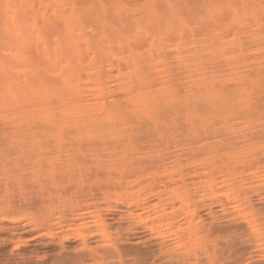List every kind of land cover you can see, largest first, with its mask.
<instances>
[{
  "label": "bare ground",
  "instance_id": "1",
  "mask_svg": "<svg viewBox=\"0 0 264 264\" xmlns=\"http://www.w3.org/2000/svg\"><path fill=\"white\" fill-rule=\"evenodd\" d=\"M139 1H134L136 5L133 3L132 7L139 8ZM95 2L0 0V125L8 128L0 130V139L44 140L51 137L49 139L54 140L53 137L66 136L69 140L89 141L88 144L85 142L87 146L92 141L99 144L94 149L90 144L88 148L92 151L87 150L98 155L100 152L111 153L107 147L111 145L109 143L114 146L135 135L138 142L150 136L155 140L154 136H165V142L170 143L176 140L172 135L174 132L181 133L185 139L182 141L187 139L186 144L189 143L186 149L190 152L185 151L190 157L187 158V153L182 150L186 158L181 165L183 156L179 153L183 152L178 149L180 159L177 152H173L177 155L171 154L174 159H179L173 164L177 165L174 169L167 165L164 168L160 163V169L164 168L162 171L145 170L142 166L137 168L135 160L132 165L137 169L131 163L127 164L134 168L128 169L132 172L120 166L126 171H119V164L115 167L118 172H114L113 162L104 168L101 165V171H107L105 167L109 165V170L113 168L108 183L115 191L110 195L114 202L109 201L126 206L124 213L138 219L143 227L142 232L131 230L130 236L138 238L142 233H149L153 240L150 242L153 255L155 251L161 254L172 250L171 253H175L179 249L180 255L177 253L174 257H177L176 264H192L190 261L195 260L197 252L206 248L207 239L213 237L211 231L216 232L218 227L217 224L215 228V224L211 226L212 220L206 225L200 223L207 215L212 219V211L220 206L215 212L236 213L255 238L256 247L264 249V227L242 209L241 204L249 205L248 197L239 199L238 188H231V134L224 131H231V110L242 102L246 90L264 92V0H149L145 10L140 9L144 11L143 18L142 12L140 17L130 13V9L134 11L131 0H115L107 3L110 7ZM101 17L107 18L105 22H100ZM221 63H225L226 69L221 70ZM172 67L174 71L178 70L179 77ZM110 88L119 90L122 95L119 93L118 101L109 99L115 103L107 105L103 101L104 91H110ZM86 92L93 93L90 94L92 97L86 98L90 97L84 96L88 95ZM223 134L229 138H224ZM158 142L157 147L162 141ZM167 146L171 149V145ZM151 149V153L155 151ZM125 151L128 156L131 147ZM141 156L138 164L147 160L146 155L143 159ZM110 157L107 160L116 159ZM150 161L148 159L145 166L147 162L152 166L157 164ZM256 179L264 183V175ZM104 190L105 197L108 192ZM207 202V214L202 219L198 211L201 207L196 204L206 205ZM212 205L217 208L212 210ZM131 206L134 212L128 211ZM95 208L88 213L80 212L79 218L86 220L84 215L87 214V222L92 226L88 225L101 237L100 241L105 243L103 247L110 249L115 243L117 248L121 239L118 243L113 239L112 243L116 235L113 233L115 236L111 238L112 234L106 228L107 214L104 219V214L93 215L94 210L97 212ZM115 210L108 209L110 213ZM143 216L145 218L141 219ZM82 223L79 224L82 226ZM88 225L85 226L88 228ZM76 226L79 228L78 224ZM207 226L212 230L209 227L201 230ZM70 227L63 232L71 230ZM131 244L127 242V245ZM116 250L111 253L112 261L108 259L110 264H119L114 255ZM122 251L119 253H125ZM120 254L121 258L126 255ZM113 255L117 257L115 261ZM180 258L182 262H179ZM97 262L101 264V261Z\"/></svg>",
  "mask_w": 264,
  "mask_h": 264
},
{
  "label": "rangeland",
  "instance_id": "2",
  "mask_svg": "<svg viewBox=\"0 0 264 264\" xmlns=\"http://www.w3.org/2000/svg\"><path fill=\"white\" fill-rule=\"evenodd\" d=\"M41 1H46V0H41ZM70 1L73 3L76 2L77 0L76 1L70 0ZM78 1L82 2V0H78ZM92 1L93 2L96 1L95 2L96 4L97 2L98 3L102 2L100 3L101 5H104L105 3V5H107L108 7H110L111 5L109 6L107 3L110 4L115 2V0H109L110 2L108 0H104L107 2H104L103 0H92ZM131 1H132L131 3V7H132V4L134 3V5H136L135 2L139 0L137 1L131 0ZM140 1H139L140 3L137 4L139 8L135 6L138 11L134 7L132 8L134 9V11L136 10L135 12L132 9H130V13H132L133 15L136 14V17H140L142 15L141 12L143 13L144 11L143 10L141 11L140 9L145 10L149 2V0L147 1L143 0V3L142 0ZM105 17H101L100 22L102 23L103 21L105 22V20L107 19ZM143 17H145L144 13L141 16V18ZM220 68L221 70L226 69L225 63H221ZM177 71H174L173 69L175 75ZM178 74L179 73H177L176 75L177 77H179ZM164 76H166V74H164ZM110 89H111L110 91L109 90L104 91L103 101L107 105L110 104L112 105V102L115 103L114 101H118V99H120V96L122 95L121 92H119V90H112V88ZM111 92L114 93V95ZM86 93H88V95L87 94L84 95L85 97L90 96L86 98H91L92 97L91 95H93V93H89V92ZM109 99L112 100L114 99V101ZM242 102L238 106H233V109L231 110V131L228 132L229 130L228 131L224 130L229 135L231 134L230 135L231 136L230 137L231 138V185H232L231 188H235V189L238 188L239 199L242 200L244 197L245 198L248 197L249 205L247 204V206H245L241 204L243 207L242 208L243 212L250 214L251 216L253 215L254 216L253 218L257 219L259 223L262 224V227H264V206L262 205V202H264V183L256 179L260 175H264V92L260 93L259 91L254 92L252 90H246V92L243 94ZM247 114L249 116H247ZM1 129L8 130L6 126L0 125V130ZM174 133L175 134L172 135L175 136L176 140L175 138H173L172 135H170L171 136L170 138L175 140L173 141L172 139H170L173 142V143L170 142L171 144L165 142L166 141L165 136L158 138L154 136L156 140L154 138H151L153 136L147 138L145 136L144 137L146 138L145 141L149 140L151 144L149 142L146 143L144 139L138 142L139 140L138 141L136 140L138 139L137 135L131 137L129 141H121L122 143L119 142L121 145L119 143L118 144L116 143L114 145L115 147L113 146V143H109L111 145H107V147L109 148V150L111 149L110 150L111 153L114 152L112 153L113 155H111V153L107 154V152L106 153L102 152L103 154L100 152L101 155L100 153L97 155V153L94 151H93L94 154L96 153L95 155L93 154V152L89 153L87 152V150L92 151L91 148L93 147L94 149L95 148L94 146L97 145L96 147H98L99 144L97 143L94 144V142L92 141V143L90 142L91 145L89 144L91 148H88L89 145L88 146L86 145L87 141L84 140L83 143L81 142V140L80 141L78 140L75 141V139L72 140L73 138L72 139L70 138L71 140H69L68 139L69 137L67 139L65 138L66 136H60L61 137L60 139L59 137H53L54 140L49 139L51 137L44 138L45 141L42 139H37L38 141L36 139L27 140L26 137H24L25 139L21 138L17 140L8 139V138L0 139V264H92V263L99 264V262L97 261H101V264L106 263V261H109V263L108 262L107 263L110 264V262L112 261L111 253L120 246H122V248H118L119 252L123 250L126 253V255L124 256L123 254L125 253L120 254L116 250L117 255L116 254L114 255L117 256L118 258L114 257L113 255L114 257L113 261H115L114 259L117 258L119 264H152V261L153 264L154 263L176 264L177 257L176 258L174 257L179 251L178 248H175L178 249V251L175 250V253L174 251L173 253H171L172 250L169 253L162 252L161 254L160 252L155 251L156 253H154L153 255L152 252L154 251L152 249H151L152 251L150 250V246H152L150 242H152L153 240L150 237L149 233H142L138 238H133L132 236H130L129 233L131 230L137 229L138 231L141 230L142 232L143 227L141 224H139L138 219L137 220L132 219L128 217L127 214L124 213L127 210L125 208L126 206L124 205H123L124 207L121 206L119 202L117 203V205L113 203L114 201L112 199L114 198L110 195L112 193H115V191L114 189L112 190L113 185L111 183H108L109 176L112 174V172H110L113 169L112 166H111L112 169L110 170H109L110 168L109 165L107 166L109 168L105 167L107 171L106 170L101 171L102 167L104 168V166L111 164L112 162L114 163L113 160H119V162L117 161L118 163L111 164L114 166V168L117 167V164H119L117 167L118 170L120 167H124V169L126 170L128 169L133 170L134 168H136L135 166H137V168H140L142 166L144 167L145 170L152 169L153 171L154 169L155 170L157 169L156 171L159 172V170L162 171L164 168H166L165 165H167V168L169 167V169H174V167H176L177 165L175 166L173 164L177 160H179L181 156L184 157V155L187 153L186 152L187 150L189 151V148L186 149L187 146L189 147V143L186 144V142H188L187 139L186 142H183L182 141L183 136L181 135V133L178 132H174ZM179 135H181L182 138ZM226 135L227 134H225L224 136ZM134 137L136 138L134 139ZM132 138L136 140L134 143H132L134 141L132 140ZM139 138L141 137L139 136ZM161 138L164 140H161ZM224 138L228 139L229 137L226 136ZM166 139L167 141L169 140L168 138ZM152 140L154 142V145L152 144ZM158 140L159 142L162 141L161 143L158 142L160 145L157 144L159 148L156 146ZM148 143L151 146H149ZM162 143H164L165 146ZM168 144L171 146L172 144H174V146L176 144V147L173 146V148L176 151L172 149L171 146H170L171 149H168L169 148L167 146ZM182 144L184 146L187 145L185 149L183 148ZM129 146L131 147L132 151L129 152L128 153L129 155L127 156L126 152L128 151H125V149L127 150ZM139 146L140 147L143 146V149H141ZM135 147H137L138 149L137 148L135 149ZM156 147L157 149H155ZM77 148H79L82 151V153ZM151 148L155 149L154 151L155 153L150 152L152 151ZM83 149L86 151H84ZM167 149L169 151L170 150L173 151L172 152L170 151L171 152L170 153L169 151H167ZM178 149L181 152H183L182 150L184 151L186 150L185 151L186 153L185 152H183L182 154L179 153L181 155L179 156L178 152L180 151ZM123 151L125 154L123 153ZM76 152L78 153L80 152L81 154L80 153L75 154ZM166 152H168V154ZM173 152L175 153L177 152L179 159L178 158H176L177 160L174 159L173 156L174 155L177 156V155L174 154ZM172 153L174 154L173 156L171 155ZM123 154L125 156H123ZM143 154L146 155V159H147L146 160L144 158V160L148 161V159L149 160L151 159L152 161L154 160V162L157 164H154V166H152L153 164L150 165V163L148 164L147 162V166H145L144 163H146V161H143L139 163L140 164L139 165L138 164V162H140L139 157L141 155L144 156ZM166 154L167 155L170 154V156H167ZM96 155L99 158L96 157ZM109 155L116 159L111 158ZM108 157H110L113 160L112 161L111 159L107 160L109 159ZM183 157L180 159L181 165L184 164L182 163V160L185 159L186 157L187 158L190 157V155L184 158ZM123 158L124 159L127 158V159L125 161H121ZM163 159H166V162H164L165 160ZM133 160H135L136 163ZM123 162H125L126 164L125 163L123 164ZM130 163L131 165L134 163L136 164V165L134 164L135 166L132 165L134 168H131L132 166L127 165ZM160 163L163 165V167L164 166L165 167L164 168L161 167L160 169V165H161ZM149 166L150 168H147ZM89 168L90 170H88ZM122 169L120 168L119 171H122ZM124 169L123 171H126ZM114 170H115L114 172H118L116 168ZM132 170H128V171L132 172ZM106 172L107 174H103ZM107 176L108 179L106 180L105 178H107ZM89 181H91V183ZM102 182L108 185V186L105 185L107 187L106 189ZM109 184L112 185L111 186L112 188H110ZM102 188L103 190L104 189L107 190V191L104 190L106 193L107 192L109 193V194L107 193L105 197L107 198L109 195L110 198L106 199L103 196V194L105 193L103 192ZM104 199L106 200L105 202ZM110 199L113 201L112 203L109 201ZM108 201L109 203H107ZM208 203L209 202H207L206 205L203 203H201L202 205L200 203L196 204L198 207H201L199 208V210L198 207L196 208L199 211L202 219L206 217L207 214L206 206L208 207L207 205ZM93 204L95 205V207L98 208H95ZM106 204L108 205L107 208H106ZM112 204L114 207L112 206ZM214 205L217 206V203H214ZM214 205L211 206L212 210L216 209L219 206L218 205L217 207L216 206L214 207ZM203 207L206 209L204 210ZM219 207L217 209H219ZM93 208L97 209V212H95L96 210H94L95 213L92 212L93 215L99 214L100 216L101 214H104V217L102 215L103 219L105 218V214L108 215V216L106 215L107 218L105 219V223L106 225H108V227L109 226L110 227L108 228L106 226V228L110 232V235L112 234L111 238L116 235L115 238H112V243L114 240H115L114 242L117 241L118 243L119 242L118 240L121 239L120 242L122 243V245H120L119 242L118 244L119 246H117V248L115 246L116 245L115 243L111 245L110 249L108 246L103 247L105 243H103V241H100L101 237L93 233V230H95L93 229L94 227L93 228L89 227V225L91 224L87 222L88 221L87 214L84 215L86 216V220L84 217L79 218V214L83 212L88 213L89 210L93 211ZM114 208H116V210ZM108 209L110 211L115 210V212H111L112 213L111 214L110 211H108ZM120 210L122 213L120 212ZM98 211L100 212L98 213ZM128 211L134 212V208L131 206L130 208H128ZM215 211L214 210L212 211L213 212L212 219L207 215V217L203 219L202 223L200 224L206 225L209 224L212 220L211 226L215 224V226H213L215 228L218 225V227H216L215 229L217 231L219 229L218 231L219 233L216 234L217 231L215 232V230L214 232H212L213 230L210 228L211 226L204 227L203 229L201 228V230H204L209 227L212 230L211 231L212 234L210 236L213 237L207 239V242L204 246V248L205 247L206 248L204 250H201L199 253L197 252L195 260L192 259L190 263L192 262V264H197L200 261V263L202 262V264H264V249L256 247L255 238L251 233H249L246 223L242 221L236 213L231 212L230 214L228 213L227 210V212H223L225 214L224 216L223 213L221 214V212L218 213ZM216 213L218 215H216ZM144 218L145 216H143L141 219ZM73 219L76 221L74 222ZM226 219L227 221H225ZM81 222H83L82 226L79 224ZM227 222L229 224H227ZM224 223H226V225ZM77 224L78 226L80 225L79 228L76 226ZM219 224L220 226H222L220 228L223 229L224 226L227 228L224 227L225 229L221 231V229L219 228ZM70 225L73 229L70 227ZM85 225L86 226L88 225V228ZM202 225L199 226V228L202 227ZM228 225L230 230L228 229ZM68 227H70L71 230L65 231L66 233L63 232V230H66V228L69 229ZM74 227L75 228L77 227L78 229H80L81 227V229L78 231V229L77 228L75 229ZM126 228L128 232L126 231ZM226 229L229 230V232H227ZM224 230H226L225 233ZM113 233L115 235H113ZM101 242L103 244H101ZM127 242L129 244L133 243V245L131 244L129 246L127 245ZM90 251L91 253L94 252L92 253L94 255L97 254L96 256L92 255V257L94 256L93 258L97 257L96 259H94L96 260L95 262L93 259L89 258L91 257V253H89ZM134 251H137V253ZM150 252L152 253V255H150ZM87 253H89L90 256ZM119 254L123 255L125 260H128L127 263L126 261L124 262L123 260L124 258H121L122 256L121 257L118 256ZM167 254H169V257H167L168 256ZM148 255H150L151 258L150 256L148 257ZM119 257L121 258L120 260ZM166 257L168 259L167 262H166ZM109 258H111L110 259L111 261L108 260ZM122 260L123 262H121ZM196 260L199 261L197 262ZM179 262H182L181 258Z\"/></svg>",
  "mask_w": 264,
  "mask_h": 264
}]
</instances>
